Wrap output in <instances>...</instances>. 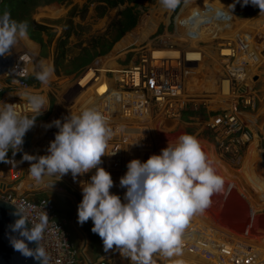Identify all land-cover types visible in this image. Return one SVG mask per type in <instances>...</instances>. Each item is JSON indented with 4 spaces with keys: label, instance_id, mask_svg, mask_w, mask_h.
Returning a JSON list of instances; mask_svg holds the SVG:
<instances>
[{
    "label": "built area",
    "instance_id": "built-area-1",
    "mask_svg": "<svg viewBox=\"0 0 264 264\" xmlns=\"http://www.w3.org/2000/svg\"><path fill=\"white\" fill-rule=\"evenodd\" d=\"M261 20H264V17ZM184 24L186 23L183 22L182 25ZM256 26L257 23L255 28L258 31L264 30V22L260 25L262 29ZM176 28L175 25L174 34ZM204 31L208 33L207 30ZM165 35L166 32L155 37V41L149 40L150 45L148 42L143 44L138 50L137 58L130 65L120 66L115 63L116 66L109 67L108 59L97 57L80 71L77 77L68 79L65 75L57 76L54 73L48 85H42L36 80L35 72L40 70L41 61L53 67L52 55L49 54L48 60L42 59L38 53L35 54L24 47L21 40L12 50L13 68L0 76V103L17 104L18 112L32 116L36 114L26 110L27 101L24 96L26 93L39 94L47 101L42 109L45 111L40 115L45 116L50 111L49 96L58 98L53 87L61 89L63 93L66 86L76 88V94L66 109L62 110L64 114H57L56 120L63 123L70 114H79L87 108H94L102 113L113 133L106 151L108 154H115L103 156L102 164L98 167H103L111 174L114 186L110 193L120 196L122 202L126 189L120 187V178L127 172L128 162L133 159L145 162L151 155H159L168 143L172 144L173 141L161 138L178 130L183 124L185 113L190 115L184 121L194 125L200 135L203 151L214 164L221 163L222 160L233 168L243 167L246 148L253 140V131L243 126L236 109L256 108V96L249 97V87L243 86L245 75L251 77V54L246 53L244 49L241 51L242 44L236 38H229L228 41L222 38L214 40L219 69L215 70L211 83H208L209 78L203 80L202 74L198 72L200 67H203L202 72H207L202 58L205 56V50L202 48L206 47V42L198 41V48L186 49L189 43L180 41L181 47H178L180 37L166 38ZM58 36L55 35L53 46ZM256 41L258 40H255V43ZM254 46L253 53L258 54L256 44ZM37 57L41 61L38 62ZM256 66L257 64H254V71ZM88 70L91 72L85 75ZM191 75L196 76L198 82L194 81ZM224 83H228L227 94L223 90ZM201 109L205 110L203 114L198 112ZM58 131L55 125L45 128L31 143L27 153L34 156L47 155V148ZM9 164L12 163H7L6 166ZM21 164L25 166L24 163ZM15 168L18 170L16 179L25 175L22 167L21 170ZM95 172L96 169L93 168L75 180L71 173L61 178L58 175L49 177L55 182L57 189L77 194L82 199L81 183L90 182ZM24 179L16 184L12 192L1 189L0 200L23 208L33 224L38 223L40 216L47 213V226L40 243L47 254L48 264H82L79 248L70 239L66 218L56 216L52 202L36 199L37 195H31L36 190L35 184L24 183ZM195 216L202 217L209 223L206 226L195 224L192 232H189L192 233L190 239L184 238L187 236L184 231L180 251H185L190 258L185 257L180 259V263H174L199 264L198 260L201 259L210 264H264L262 237L240 238L225 232L212 224L206 211L193 217ZM28 223L31 226V223ZM171 258L154 253L152 264H168L172 261ZM115 260L119 264H132L130 259L123 257L115 247L107 252L104 250L96 264H115Z\"/></svg>",
    "mask_w": 264,
    "mask_h": 264
},
{
    "label": "clouds",
    "instance_id": "clouds-1",
    "mask_svg": "<svg viewBox=\"0 0 264 264\" xmlns=\"http://www.w3.org/2000/svg\"><path fill=\"white\" fill-rule=\"evenodd\" d=\"M159 4L166 11H174L180 0H159ZM249 4L264 14V0H242L241 6ZM234 7L230 5V9ZM27 38V21L13 19L8 11L0 13V56L10 55ZM53 74L54 68L41 61L35 79L48 85ZM24 98L26 110L36 115H22L16 110L17 104H0V162L13 163L7 158L8 152L15 156L22 150L26 133L45 111H42L47 102L44 96L26 93ZM52 125L59 131L47 148L48 154H23V160L30 162L29 175L40 181L44 176L61 178L71 173L75 180L95 168L90 182L81 183L78 223L83 225L91 220V231L101 238L105 252L115 247L132 264H152L154 253L162 257L179 253L182 235L191 218L202 214L210 206L211 197L224 190V178L217 174L198 139L182 134L159 155L153 154L145 162L139 159L128 162L127 172L120 178V187L126 189L122 202L120 196L110 193L114 186L111 174L98 167L103 156L115 154L106 151L113 133L102 113L87 108L79 114H70L63 123L55 120L48 127ZM16 209L14 215L19 218L10 227L18 237H10L12 247L39 264H48L40 243L47 213L33 224L23 208ZM26 241L37 247L29 248Z\"/></svg>",
    "mask_w": 264,
    "mask_h": 264
},
{
    "label": "rangeland",
    "instance_id": "rangeland-1",
    "mask_svg": "<svg viewBox=\"0 0 264 264\" xmlns=\"http://www.w3.org/2000/svg\"><path fill=\"white\" fill-rule=\"evenodd\" d=\"M89 1L93 0H72L70 5L53 4L44 8H39L37 13L34 15V20L35 22L38 21V23H44L45 25H47V27L49 28V33L53 34L55 37V35L58 36L60 34L61 26L58 24H54L53 22L66 19L72 6L75 5L77 7V17L73 19V22L75 24V35H72L67 43V58L70 59L78 54L80 50L87 44L93 41L98 42L100 38L111 42L114 36V32L111 30V24L119 19V12L122 11L125 7L135 6L134 8L137 12V25L132 30V32L128 33L131 34L132 37L127 38L128 34H125L118 42L113 45V47L107 54H105L104 56H99L107 58L108 60H113L114 64L117 63L120 66L130 65L131 62H133L137 58L138 50L142 48L143 44L147 43L149 40L155 41V37L164 35L165 32L169 35L174 34V26L176 25L177 27L178 23H180L181 25L183 22L189 24L190 19L195 17L196 13L198 12L197 10H199L198 7V9H196L195 0H185L184 2L181 0L180 4L174 11H166L161 8L159 0H137L135 3H124L123 5H118L114 9H108L102 18H98L95 13L97 3L88 5L87 10L82 12V9L87 6V3ZM241 1L242 0H239L234 9L231 11L233 18L235 19H231L232 21H234L233 23L230 22V19L226 13L227 11H224V9L233 4L234 0H205V3L197 2L198 6H206L203 7L202 10L210 7H217L221 9V12L226 16L227 20L230 23L228 24L230 28L229 30L226 29L222 32L220 30H217L216 33H218L220 36L224 35V37L227 36L236 38L242 44V48H240L241 51L243 52L244 49L246 53L251 54L249 62L252 65H250L249 67L252 72L251 77H249V97L256 96L257 98V104L254 110L243 107L236 109V112L239 114L243 122V126L247 128L249 127L253 131V140L246 148L245 160L247 168L250 169L249 171H246L243 168L244 166L241 168H233L230 164H226L222 160L220 161L221 163L214 164L213 161L209 158L217 174L224 178L225 183L224 190L220 193L214 194L211 197V204L205 211L210 216L212 224L225 232L227 231L229 233H233L240 238L249 236L250 238L258 239L259 237H262V239L264 240V38L262 37L263 39H260V31L255 28V30L253 31L255 35H253V33L251 32L247 34V24L250 26L254 25L255 27V24L257 23L256 27L262 29L260 25L262 24V22H264V20H261L262 17H264V14H260L259 8L255 10L256 6H252L251 4L247 6H241L239 8ZM58 10L60 12L59 14L53 13ZM194 20H196L197 23V18ZM153 21L154 23H152ZM147 23L151 24L148 30H146ZM182 26H185V24ZM143 29L145 30V32H142ZM243 30L246 33L243 32ZM176 33L177 30L175 31V34ZM195 34H199V30L196 29ZM200 34H202V32H200ZM251 34L252 37L249 36ZM195 36L197 42L202 35ZM253 37H255V40H258L255 43L259 52L258 54L253 53L255 51V47L253 46L255 40ZM44 38L47 39L45 35ZM27 40H29V38H27ZM148 44L150 45L151 42H148ZM34 46L36 47H28L30 48V50H32L33 53H38V56L40 57V46L36 43H34ZM194 46L196 47V45ZM206 46L208 50L206 49V57L203 59V61H205L204 68H207L208 70L207 72H202L203 67L202 69L199 68L200 70H198V72H200L199 74H202L203 80L207 79L208 75L215 72H212L213 69L217 70L215 62L213 61L215 57L213 53L215 52V44H211L210 42L206 44ZM53 47L54 46L51 44L49 50L47 49V52L53 50ZM258 47H261L260 50ZM258 55H260V57ZM39 57H37L38 62L41 61V57ZM46 59L48 60L50 59V57H46ZM254 64H257V66L255 67V71L253 68ZM78 74L79 73H75L66 77H68V79H71L74 76L77 77ZM192 77L194 78V81L198 82L199 79L196 76L192 75ZM53 89L54 91H56L54 92V94L55 96L58 95V98H55L53 95L49 96V113L45 116H38L35 120V123L38 121L49 119L53 114V110H55L56 114H63V111L69 105L71 98L77 92L76 88L67 86L64 93L61 92V89H57L56 87H53ZM198 112L200 114H203L205 110L201 109ZM182 122L183 124L179 126L178 130L172 132L170 136L161 138V140L173 141L172 144H175L180 135L187 133L194 135L200 142V135L197 134V130L194 125L189 124L188 121L186 122L182 120ZM200 144L202 147V142H200ZM19 152H17L15 156H13L11 151L8 152L7 158L9 160L15 158L14 162L9 165L18 167L19 170H21L22 167V172L25 173L27 181H30L28 180L32 179V177L28 173L30 162L24 160L22 161L21 159H19L17 157L19 155ZM216 161L217 160H215V162ZM21 163H24L25 166H23ZM6 164L7 163L5 162H0V181L3 182L7 181V179H12V177L10 176H12L11 173L13 172L9 171L10 168H8ZM13 175L15 176L16 173H13ZM48 178L50 177L45 176V178L43 177L40 181L34 180V183H37L34 185L36 188L34 192H41L46 188L57 189L54 186L55 182H53L52 180L51 182ZM41 195H45V197L52 202L56 200V196L52 194ZM62 202L67 206V212L69 214L70 220L68 226L72 228L75 238L73 242L76 244L77 248H79V251L84 248L83 254L85 255V259L80 257L81 263L96 264L102 256L101 255L100 257H98L97 253L104 252L103 242L101 238L97 234H95L98 236V240L95 244V249H93L89 235L84 231L83 226L82 230L89 238V241L87 240L86 242H84L83 237L73 228L72 225L75 209L73 208L70 201L67 200L66 202ZM208 223L209 222L202 217L195 216L191 219L188 226L186 227L187 229L185 230L191 231L192 228L195 227V224L206 226L208 225ZM92 227L93 223L89 225L88 229L90 231V234L93 235L94 233L91 231ZM247 233L249 235H246ZM187 238L190 239L188 236H186V239ZM185 257L190 258V256L186 254L185 251H182L181 254L176 253L171 258L173 262L169 261L168 264H177L174 262L180 263V259H185ZM198 262L199 264H210L206 260L201 259H199ZM115 264H119V262H116L115 260Z\"/></svg>",
    "mask_w": 264,
    "mask_h": 264
},
{
    "label": "trees",
    "instance_id": "trees-1",
    "mask_svg": "<svg viewBox=\"0 0 264 264\" xmlns=\"http://www.w3.org/2000/svg\"><path fill=\"white\" fill-rule=\"evenodd\" d=\"M137 0H93L89 1L87 3V6L82 9L83 11H86L88 8V5H91L92 3H97V6L95 8V13L98 18H102L108 9H114L118 5H123L124 3H135ZM72 0H2V3L0 4V13H3L4 11H8L11 13V16L13 19L17 21H27L28 23V38L30 41L38 44L41 48V54L40 57L46 58L49 56V51L47 52V49L50 47L53 41V34L49 33V28L44 23H36L34 20V15L37 13L39 8H44L50 5H70ZM233 4L236 6L237 0L233 2ZM231 4V5H233ZM242 5H239V8ZM135 6H128L125 7L122 11L119 12V19L111 24V30L114 32V36L112 38V41L103 40V38H100L97 41H93L89 44H87L85 47H83L78 54H76L73 58L68 59L67 58V43L68 40L72 35H75L74 28L75 24L73 22V19L77 17V7L75 5L72 6L70 9L68 16L66 19L53 22L54 24H58L61 26V33L56 38L54 43V48L51 53L52 55V64L54 68L55 75H65L70 76L75 73L80 72L83 70L86 66L90 65L91 62L98 56H104L107 54L113 45L118 42L125 34H128L132 32V30L137 25V12L135 11ZM258 7L255 8L257 10ZM233 9H230V5L226 7V11L229 13V16L233 18L231 11ZM53 12V11H52ZM55 14H59V10L53 12ZM52 13V14H53ZM54 14V15H55ZM228 16V17H229ZM230 19V22H234ZM234 19V18H233ZM235 20V19H234ZM44 35L47 37V39L44 38ZM190 115V113H185L183 115V120H186V117ZM187 134V133H186ZM3 164V163H2ZM246 171H249L246 164L243 167ZM2 171V169H1ZM43 178V177H42ZM45 178V176H44ZM30 180V179H28ZM31 180H35L32 178ZM30 180V181H31ZM2 182L3 185H6V182ZM14 189V186L12 187ZM51 190L50 188H48ZM47 190V188L45 189ZM79 205L81 202V198L77 194H72ZM45 199L48 200L45 195H39L36 196V199ZM57 201H67L66 199L56 197ZM52 202V201H50ZM55 207V213L57 217H64L59 210L58 205L56 202H52ZM92 223L91 220L84 223V231L88 233L89 238L91 240L92 248L95 249V244L98 240V236L95 234H90V231L88 229L89 225ZM70 232V239L74 241V233L70 226L67 227ZM181 254V251L179 252ZM98 257L102 255L101 253H97ZM178 256V255H177ZM176 257V256H175Z\"/></svg>",
    "mask_w": 264,
    "mask_h": 264
},
{
    "label": "water",
    "instance_id": "water-1",
    "mask_svg": "<svg viewBox=\"0 0 264 264\" xmlns=\"http://www.w3.org/2000/svg\"><path fill=\"white\" fill-rule=\"evenodd\" d=\"M181 1V0H180ZM2 3V0H0V4ZM14 66V56L12 54L0 56V76L5 74L6 72L10 71ZM58 115L56 113H53L52 116H50L49 119L38 121L34 124V126L26 133L24 137V143L22 145V150L19 152V155L17 156L19 159H23L24 151H28L31 147V141H32V134L33 131L36 130V128H42L45 129L48 127V125H51L53 121L57 119ZM26 153V152H25ZM25 178L24 175L21 176L16 181L9 182L6 185H3L0 183V190H9L13 191L12 187L17 184L18 182L22 181ZM41 194H52L56 197H60L63 199H66L70 201L73 208L75 209V214L73 217V228L83 237L84 242L87 240L89 241V238L85 235L84 231L82 230L83 225L78 223V203L76 198L71 195L70 193H67L61 189H47L41 192H34L31 195H41ZM17 211L16 206L11 205L8 202H5L3 200H0V264H39L38 261H36L32 257H25L20 252L15 251L10 243V237L16 236L18 237V233H13L11 231V225L14 224L15 220L19 218V216L14 215V213ZM77 220V221H76ZM27 226L31 228L30 224L27 223ZM26 243H28L26 241ZM29 248H36L37 245L34 242L28 243ZM84 248L80 251L81 258L85 259ZM104 264V263H103Z\"/></svg>",
    "mask_w": 264,
    "mask_h": 264
},
{
    "label": "bare ground",
    "instance_id": "bare-ground-1",
    "mask_svg": "<svg viewBox=\"0 0 264 264\" xmlns=\"http://www.w3.org/2000/svg\"><path fill=\"white\" fill-rule=\"evenodd\" d=\"M183 2L185 1V0H182ZM196 1V9H198L199 8V10H197L198 12L196 13V16L195 17H193L192 19H190V21L191 22H189V24H185V26H182L180 23H178L177 24V33L176 34H174V35H171V36H169L168 34L167 35H165L166 36V38H174V37H180L181 38V40H180V38L178 39V43H177V46L178 47H181L180 45H181V43H180V41L181 42H187V43H189V44H187L186 45V49H189V48H198V45H197V43H198V41H204V42H206L205 44H208V43H210L211 42V44H214V40H216V39H218V38H222L223 40H225V41H228L229 40V38H230V40H233V37H224V35L223 36H220L218 33H216L217 32V30H220L221 32L222 31H225L226 29L227 30H229V26H228V24H230L229 23V21L227 20V18H226V16L221 12V9H219V8H217V7H210V8H205V9H203L202 10V8L203 7H206L205 5H199L198 6V3L197 2H200V3H205L204 1L205 0H195ZM235 1V0H234ZM186 4H188V3H186ZM187 6V5H186ZM208 6V5H207ZM198 7V8H197ZM210 10V11H209ZM224 11H226V9H224ZM227 13V15L229 16V13L228 12H226ZM197 18V23H196V20H194V19H196ZM229 18H231L230 16H229ZM232 19V18H231ZM166 20V19H165ZM152 23H154V21L152 22ZM150 26H151V24H149V23H147L146 24V30H148L149 28H150ZM247 26H248V31H247V34L249 33V32H253L256 28L254 27V25H248L247 24ZM211 27V28H210ZM255 28V29H254ZM196 29L197 30H199V34H195L196 33ZM182 30H185V31H182ZM204 30H207L208 31V33H206ZM264 30H262L261 32H260V34H261V38L260 39H263L264 38V32H263ZM142 32H145V30L143 29V31ZM200 32H202V34H200ZM243 32H245L244 30H243ZM202 35L200 38H199V40L196 42V36L194 35ZM246 33V32H245ZM254 33V32H253ZM256 34H257V32H256ZM255 35V34H254ZM132 37V35L131 34H128L127 35V38H131ZM252 37V36H251ZM263 37V38H262ZM254 38V40H255V37H253ZM136 40H137V37H136ZM235 41V40H234ZM196 42V43H195ZM22 43H23V46L24 47H26V48H28L29 50H30V48L31 47H36V46H34V43H32V42H30V40H27V39H25V40H22ZM179 43H180V45H179ZM27 45V46H26ZM194 45H196V47L194 46ZM255 45V41H254V43H253V46ZM30 48H29V47ZM255 47V46H254ZM259 48V47H258ZM261 48V47H260ZM260 48H259V50H260ZM207 49V46L206 47H203L202 48V50L204 51L205 50V56L204 57H202L203 59L206 57V51L208 50H206ZM212 52V51H211ZM210 52V53H211ZM214 53V59H213V61L215 62V65H216V68L217 69H219L218 68V58H217V55H216V53L215 52H213ZM166 55H168V54H166ZM198 55V54H197ZM197 55H189V57H193V58H197L198 56ZM107 59V58H106ZM108 63V65H109V67H112V66H114L115 64H114V61L113 60H108L107 61ZM116 66V65H115ZM201 68V67H200ZM202 69V68H201ZM208 70V69H207ZM216 70V69H215ZM214 69H213V71L212 72H214L215 71ZM91 71L90 70H88L87 71V73H85V75L86 74H88V73H90ZM211 76H212V73L210 74V75H208V78H209V82L208 83H211ZM191 77H192V75H191ZM193 78V77H192ZM207 78V77H206ZM196 80V79H195ZM249 77L247 76V75H245V78H244V80H243V83H245L243 86H244V88L245 87H249L250 88V86H249ZM223 90H224V93L225 94H227L228 93V83H224V87H223ZM64 114V113H63ZM37 129V128H36ZM37 131V130H36ZM42 132V131H41ZM41 132H39L38 134H37V136L38 135H40L41 134ZM35 133L36 132H33V134H32V141L31 142H33L36 138H37V136H35ZM26 151H24V153H25ZM8 168H10V172H13V173H16V175L14 176L13 175V173H11V175L12 176H10V177H12V179L11 180H9V179H7V181H5L6 183H9V182H13V181H16V180H18V179H16V177H17V175H18V170L14 167V166H10V165H8L7 166ZM30 177V176H29ZM48 179H50V178H48ZM25 181H24V183H26V182H31L32 184H37V183H34L35 181H33V180H31V181H27V179L25 178L24 179ZM50 181H51V179H50ZM16 186V184L14 185V187ZM191 221V220H190ZM189 228V227H188ZM187 229V228H186ZM194 228H192V230H193ZM186 231V233H187V236L188 237H191L192 236V233H189V232H192V231H190V230H185ZM184 238H186V236L184 237Z\"/></svg>",
    "mask_w": 264,
    "mask_h": 264
},
{
    "label": "flooded vegetation",
    "instance_id": "flooded-vegetation-1",
    "mask_svg": "<svg viewBox=\"0 0 264 264\" xmlns=\"http://www.w3.org/2000/svg\"><path fill=\"white\" fill-rule=\"evenodd\" d=\"M56 204L59 207V210L61 211L62 215L64 216V218H66L67 222L69 223V214H68V210H67V206L65 203L61 202V201H57L55 200Z\"/></svg>",
    "mask_w": 264,
    "mask_h": 264
},
{
    "label": "crops",
    "instance_id": "crops-1",
    "mask_svg": "<svg viewBox=\"0 0 264 264\" xmlns=\"http://www.w3.org/2000/svg\"><path fill=\"white\" fill-rule=\"evenodd\" d=\"M53 48H54V47H53ZM48 50H49V48H48ZM52 51H53V50H51V51L49 52V54H51ZM0 104H2V103H0ZM37 129H38V130H37ZM37 129H36L37 131H36V130L33 131V132H36V133H35V136H37V134H38L41 130H42V131L44 130V129H42V128H37ZM41 133H42V132H41ZM21 160L23 161V159H21ZM22 161H21V162H22ZM13 162H14V160H13ZM10 166H13V165H10Z\"/></svg>",
    "mask_w": 264,
    "mask_h": 264
}]
</instances>
